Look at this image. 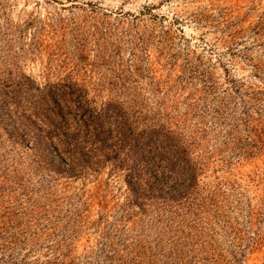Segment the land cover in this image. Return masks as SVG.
<instances>
[{"label":"rangeland","instance_id":"rangeland-1","mask_svg":"<svg viewBox=\"0 0 264 264\" xmlns=\"http://www.w3.org/2000/svg\"><path fill=\"white\" fill-rule=\"evenodd\" d=\"M0 264H264V0H0Z\"/></svg>","mask_w":264,"mask_h":264},{"label":"trees","instance_id":"trees-1","mask_svg":"<svg viewBox=\"0 0 264 264\" xmlns=\"http://www.w3.org/2000/svg\"><path fill=\"white\" fill-rule=\"evenodd\" d=\"M71 94V93H70ZM45 95L47 96L48 93H45ZM58 96H60V100H62L63 98V102L65 100L66 102V97L68 96H64L62 94H59ZM50 97V95H49ZM78 99H77V103L74 105V107H70L68 106V112L73 115L74 117H80V116H85V117H82V119L78 120V130L77 132H67L66 131V126L64 124V119H63V114H60V110H57L58 108V104H55V107H54V111H55V117L58 118V122H56L55 125V129H59L61 130V132L63 133L64 135V143L65 145L68 147V151L69 154H72L74 150H76L77 148V142H76V139H75V135L78 133V132H82L83 133V136L84 137V140L85 142H89V143H94L97 141V131L100 130V133H101V136L102 138L108 142V149H110V143L111 141H109L111 139V131L109 129H107V115L108 113H110L111 111L109 110V107H106V108H95V107H92L90 105V101H88L87 99L83 98L81 95H77ZM54 103V102H53ZM30 116H33V117H43L45 119H41L42 123L45 124L46 126V129L48 128V126L50 125V119H48L46 116H43L42 114H35L34 112H32L31 114L29 113L28 115L25 114V112L21 115V117L24 119V120H27V122L29 123L30 121L28 120V118ZM32 122V121H31ZM94 125V127L96 126V129H95V133H93L92 131H90L89 129V126L90 125ZM122 128V127H121ZM56 130V131H57ZM47 132V131H46ZM52 132V131H51ZM117 134H119L118 136L121 138L119 140L123 141L122 137L124 136V133L122 131H119ZM143 138L145 139V137L143 136ZM49 141L51 142V139H49ZM132 142V140H130ZM52 143V142H51ZM54 147V146H53ZM120 146L117 147L116 151H118V148ZM55 148V147H54ZM116 151H113V150H109V152H113L111 154H115ZM151 152L153 154H156V150L155 148H152L151 149ZM104 157L106 156L105 154L103 155Z\"/></svg>","mask_w":264,"mask_h":264}]
</instances>
